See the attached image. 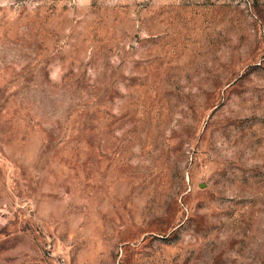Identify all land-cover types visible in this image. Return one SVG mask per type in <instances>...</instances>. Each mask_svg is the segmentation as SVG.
<instances>
[{"label": "rangeland", "instance_id": "1", "mask_svg": "<svg viewBox=\"0 0 264 264\" xmlns=\"http://www.w3.org/2000/svg\"><path fill=\"white\" fill-rule=\"evenodd\" d=\"M0 264H264V0H0Z\"/></svg>", "mask_w": 264, "mask_h": 264}]
</instances>
